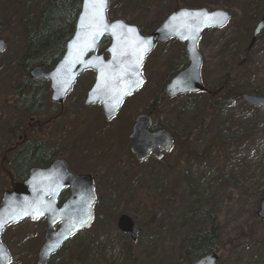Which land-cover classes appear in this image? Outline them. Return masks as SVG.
<instances>
[{
    "label": "rangeland",
    "instance_id": "374dc122",
    "mask_svg": "<svg viewBox=\"0 0 264 264\" xmlns=\"http://www.w3.org/2000/svg\"><path fill=\"white\" fill-rule=\"evenodd\" d=\"M177 1L184 7L201 3L210 10L225 8L233 12L225 27L206 30L199 40V50L204 58V81L209 85L217 84L223 75L230 72L234 75V82L244 85L248 92L258 87L264 95V32L250 48L252 32L264 12L256 22L251 16H254V7L264 0H251L253 5L248 11H245L248 0ZM174 3L175 0H158L153 4L151 0H111L108 13L111 19H123L149 27L172 12ZM13 21L10 32H7L11 39L0 59L10 49L9 58L5 59H11L20 45L21 29L16 18ZM106 47L102 45L99 53ZM162 48L163 57L158 65L154 68L150 65V70H144L145 76L155 81L165 76L169 55L178 53L175 43L172 47L168 42L159 45L158 49ZM176 62L180 64L177 58ZM7 64V61L4 62V65ZM180 69H183L181 64ZM93 80L92 72L87 71L79 77L63 104L52 105L50 101L48 109L53 112L54 119L46 131L51 146L60 142L64 122L99 118V110L97 113L96 108H86L84 104L86 91ZM146 87L128 99L118 120L112 124L117 123L116 129L124 119L130 120L131 124L133 118L144 112L152 101L153 96ZM191 98L201 107L199 113L194 108L187 112L177 108L190 103L186 96H179L163 105L156 114V123L169 127L180 136L187 128L197 126L203 118L205 99L202 94ZM4 117L8 118L9 114ZM44 118L46 116L40 117L46 120ZM16 127L14 123L0 126L1 153L15 142L10 141ZM108 130L109 127H106L105 131ZM101 138H96L99 145L89 150L97 154L94 162L103 173L96 190L93 223L89 229L69 239L48 264H69L72 256L80 259L78 264H127L126 256L132 242L136 244L138 264H178L184 258L188 238L197 231L211 228V222L206 219L194 220L192 216L198 210L211 211L218 218L221 240L234 241L233 246L217 251L220 257L218 264H264V220L257 214L264 197L263 109L250 107L241 99L226 104L219 110L214 122L195 137L189 157L181 159V148L177 142L166 154V165L150 158L136 164L133 162L131 169L126 168L120 144H113L104 162L98 155L103 153L104 139ZM118 139L115 138L114 142ZM71 161L76 165L77 158ZM14 169L13 165L5 166L0 161V204L11 180L21 181ZM156 207L158 216H155ZM125 211L130 213L138 227H144L135 242L117 226L121 212ZM153 214L155 220H152ZM45 230V219H27L8 226L1 240L11 254L10 264H36Z\"/></svg>",
    "mask_w": 264,
    "mask_h": 264
},
{
    "label": "water",
    "instance_id": "95a60500",
    "mask_svg": "<svg viewBox=\"0 0 264 264\" xmlns=\"http://www.w3.org/2000/svg\"><path fill=\"white\" fill-rule=\"evenodd\" d=\"M111 0H107L101 34L94 40L89 36L87 13L88 0H82L75 30L67 42L64 55L53 69L34 67L30 76L50 84V100L63 104L78 77L87 70L95 72L94 82L87 92L85 106L93 104L102 108L107 121L119 112L124 100L146 83L143 66L147 56L157 44L176 39L185 44L189 65L174 76L165 87V95L174 99L182 94L206 91L201 68L203 56L199 50L201 35L209 29H221L232 18L228 9L210 10L207 7H182L172 11L151 33L143 34L141 29L123 19L111 20L108 15ZM224 16L223 23L214 18ZM211 18V19H210ZM264 32V13L257 22L250 48ZM109 39L105 50L98 53L104 40ZM7 40L0 37V54L7 48ZM242 101L264 110V95L242 93ZM152 116L140 114L130 134L131 151L138 161L149 155L162 159L168 153L174 140L165 128L151 131ZM69 187L70 198L62 205L58 199L63 189ZM96 201L94 183L90 175H74L62 159H56L48 168L32 167L24 181L17 182L3 192L0 204V264H10L11 254L1 236L9 225L23 220H46L44 242L39 248L36 264H48L49 260L73 235L88 229L94 219ZM159 210L155 209L158 216ZM264 220V197L257 212ZM118 228L129 234L133 241L138 238V227L127 214L120 215ZM217 252H210L187 264H218Z\"/></svg>",
    "mask_w": 264,
    "mask_h": 264
},
{
    "label": "trees",
    "instance_id": "16d2710c",
    "mask_svg": "<svg viewBox=\"0 0 264 264\" xmlns=\"http://www.w3.org/2000/svg\"><path fill=\"white\" fill-rule=\"evenodd\" d=\"M157 2L158 0H151V4ZM81 5L82 0H0V37L5 38L9 44L11 36L7 32H10L12 24L14 23V18H16V23L21 29V42L18 47L20 51L16 48L11 59H5L9 58L8 52L11 50L10 49L5 57L0 59V111L4 113V116L5 114H9L8 118L0 114V126L7 127L14 123L17 127L19 126L22 128V126H26L29 118L35 114L39 113L41 117L44 116L43 114L52 115V111L48 109V105L50 106L51 93L49 83L42 79H33L30 76V71L34 67H43L45 70H51L62 58L66 44L73 36ZM252 5L253 1L248 0L245 11H248ZM192 6L193 7L190 8L205 7V5H201V3ZM182 7L184 6L180 5L179 1L175 0L173 9L176 10ZM228 10L233 14L231 9ZM253 12L254 16H251V19L256 22L260 14L264 12V2L258 3L254 7ZM164 18L149 27H141L137 23H135V25L141 29L143 34H148L154 31ZM262 36L263 34L259 39H261ZM172 43L177 44L178 53L172 52V55H169L165 63V76L162 80L156 81L147 77L146 85H149L147 86L148 91L149 94L153 96L152 101H154V104L158 101L164 105L167 101H170L162 92V87H165L178 73V71H176V65L178 64L176 58L179 59L180 64H188L184 46L177 41H170L168 42L170 47H172ZM108 44L109 39L106 37L102 45ZM158 48L159 46L148 56L144 65V70L146 68L150 70V65L151 67L153 66V68L155 65H158L160 58L163 57L161 54L163 48ZM17 50L18 52L16 53ZM6 61L8 64L4 65ZM205 86H208V90L211 93L204 94L205 101L203 100L204 109L202 111L204 114L201 122L195 127L187 128L181 136L176 132L174 133L176 142L179 143L181 148L182 160L189 157L195 137L214 122L219 110L226 104L241 99L240 96L243 92H248L244 85L234 82V75L230 72L223 75L217 84H206ZM157 93L159 94L157 95ZM250 93L262 94L261 89L258 87L251 90ZM130 97L125 100L124 106ZM189 104L185 107L177 106V108H181L183 112H187L190 108H194L197 112L201 109V107L195 104L193 98H190ZM44 107L47 108L44 109ZM197 115L199 116V114ZM98 117V119H103L101 114H99ZM18 132V129L14 130L12 140L18 139ZM102 134L103 132L100 128L98 136L102 137ZM99 137L96 136V138ZM10 142L12 143V141ZM10 142H8V144H10ZM20 146L21 148L17 149V153L12 156L13 161L11 164L3 160L4 153L7 150L3 153H1L2 151L0 152V161H2V165L5 166L13 165V167L16 168L14 170L18 178H24L28 175V168L34 162L37 160L40 162L43 161L41 157L45 152L42 150V144L41 146L36 145L34 148L28 140H24ZM12 157L10 158L12 159ZM123 213L130 214L126 211L122 212V214ZM199 215L201 216L198 218ZM192 217L194 220H208L211 222V228L206 231H197L188 238L186 241L184 258L180 260L178 264L190 263L210 252H217L222 249L226 250L233 246V240H221L218 218L213 215L211 211L198 210ZM152 220H155L154 214L152 215ZM143 228L144 227L139 226V234L142 233ZM135 246L136 244L132 242L126 256L128 261L127 264H138L135 257ZM72 258L73 259L69 260V264H78L80 262L79 258H75V256H72Z\"/></svg>",
    "mask_w": 264,
    "mask_h": 264
},
{
    "label": "flooded vegetation",
    "instance_id": "af4514ba",
    "mask_svg": "<svg viewBox=\"0 0 264 264\" xmlns=\"http://www.w3.org/2000/svg\"><path fill=\"white\" fill-rule=\"evenodd\" d=\"M184 52H185V55L187 57V54L185 51V45H184ZM187 61H188V64H184V63L181 64L183 69L178 70V67L180 64L176 65V67H177L176 71H178V73L180 71L184 70L185 68H187V66L189 65L188 57H187ZM203 63H204V58H203ZM88 71L92 72L93 76H95L94 71H92V70H88ZM202 81H203V85L205 86L207 83L204 81L203 77H202ZM165 87H162L163 93L165 92ZM205 88H206V91L197 92V93H186V94H182L180 96H186L187 98L190 99L191 97L195 96L196 94H202V95L210 94L211 92L208 90V86H205ZM89 89L86 91V96H87V92L89 91ZM158 94L159 93H157V95ZM164 95H165V93H164ZM86 96H85V99H86ZM167 99L171 100L168 97H167ZM84 102H85V100H84ZM53 104L58 105L56 103H53ZM149 105H150V107H149ZM189 106H190V104H189ZM91 107L96 108L97 113L99 110L103 116V119L101 120L98 118H90V120H83V119L79 118L80 120H73V121L64 122L63 128L61 130L60 142L58 144H56V146H54L55 148L53 146H51L52 145L50 143L51 139L47 138L48 132L46 131L47 128H50L52 126L50 123L54 119V116H52L53 112H52V115L51 114L50 115H48V114L44 115V116H46V118H44L46 120L40 119L41 115L39 113L33 115L27 121L25 127L22 126V128H20V127L16 128L19 131L18 132L19 135H17L18 139L17 140H11L12 143H13V141H15V142L5 152L3 160H5L7 163L11 164L13 161L12 156L15 153H17V151H16L17 149L21 148L20 144L22 142H24V140H28L29 143L34 148L36 145L41 146V144H42V150H43V152H45L44 155L41 157V160H43V161L40 162L39 160L36 159L37 161L34 162L28 168V175H29V171L32 167L37 166L40 168H48L56 159H62L72 174H74V175H90L92 177V180L94 183L95 195L97 198L96 190L98 187L99 178L103 175V173L97 168L98 165L97 164L95 165V162H94V159H95L94 157L97 154L91 153L89 150H90V148L94 147L95 145H99L98 140H95V139H96V136L99 137L98 134H99L100 128L103 132L101 140L104 139V141H102V143H104L102 145L103 153L98 154V155H100V159L102 161L106 162L107 154H108L107 151H109V149L113 146V144L118 145V146L120 144L123 148L122 150H124V158H123L124 166H126V168H130V169H131V164L133 162L136 164V162L138 160L135 157V155L133 154V152L131 151L132 142H131L129 136L131 134L135 119L140 114H149L152 116V119H153V124L151 126L152 132L156 131L158 129H161V128H165L172 134L174 144L177 143L175 135H174L175 132H173L168 127H164V126L156 123V114H158L159 111L163 107V104H161L158 101L156 104H154V101H150L148 106H146L144 108V112L137 114V116L133 118V122H131V124H130V120L124 119V121L120 124V126L117 129H116V127L118 126V125H116L117 123L114 125H112V124L118 120V115L114 119H112L111 121H107L103 115V111H102L101 106L96 105V104L86 106V108H91ZM147 107H149V108H147ZM105 123H107L106 127H109L108 131H105V129H106V127L104 125ZM12 133L14 135V132H12ZM105 136H107V138H105ZM117 136H119L120 138L118 139ZM115 138L118 139L117 142H114ZM109 140H110V143H109ZM7 144H8V142H7ZM85 154L87 155L86 157H84ZM10 157H12V159ZM72 158H77L76 165H74L72 163V161H71ZM150 158L151 159L154 158L157 161V163H159L160 165L161 164L162 165L167 164L166 155L162 159H157L155 156L149 155L147 157V159H145L144 161H146ZM138 162H140V161H138ZM28 175L24 178L23 177L20 178L21 181H24L28 177ZM17 182H20V181L15 182L14 180H11L9 189H11L13 187V185ZM70 196H71V191H70L69 187L63 189V191L61 192L59 199H58L59 205L64 204L70 198ZM121 214H122V212H121ZM138 236H139V229H138Z\"/></svg>",
    "mask_w": 264,
    "mask_h": 264
},
{
    "label": "snow or ice",
    "instance_id": "6c2138e0",
    "mask_svg": "<svg viewBox=\"0 0 264 264\" xmlns=\"http://www.w3.org/2000/svg\"><path fill=\"white\" fill-rule=\"evenodd\" d=\"M90 11L87 13L89 36L92 40L101 34V25L103 24L104 11L107 7V0H88ZM211 19V18H210ZM225 17L214 18L215 23H223Z\"/></svg>",
    "mask_w": 264,
    "mask_h": 264
}]
</instances>
